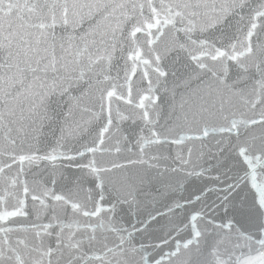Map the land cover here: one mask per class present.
<instances>
[{
	"label": "snow or ice",
	"instance_id": "snow-or-ice-1",
	"mask_svg": "<svg viewBox=\"0 0 264 264\" xmlns=\"http://www.w3.org/2000/svg\"><path fill=\"white\" fill-rule=\"evenodd\" d=\"M0 264H264V0H0Z\"/></svg>",
	"mask_w": 264,
	"mask_h": 264
}]
</instances>
